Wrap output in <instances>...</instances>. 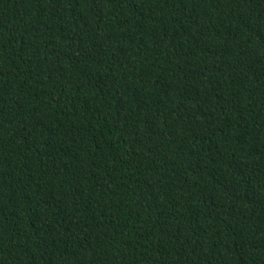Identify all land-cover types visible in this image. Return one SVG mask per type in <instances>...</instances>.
Returning <instances> with one entry per match:
<instances>
[{
	"label": "trees",
	"instance_id": "1",
	"mask_svg": "<svg viewBox=\"0 0 264 264\" xmlns=\"http://www.w3.org/2000/svg\"><path fill=\"white\" fill-rule=\"evenodd\" d=\"M0 264H264V0H0Z\"/></svg>",
	"mask_w": 264,
	"mask_h": 264
}]
</instances>
